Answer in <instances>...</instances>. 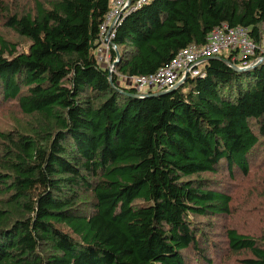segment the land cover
Wrapping results in <instances>:
<instances>
[{
	"label": "trees",
	"instance_id": "16d2710c",
	"mask_svg": "<svg viewBox=\"0 0 264 264\" xmlns=\"http://www.w3.org/2000/svg\"><path fill=\"white\" fill-rule=\"evenodd\" d=\"M110 1L0 0V264H264V62L126 85L222 23L259 43L264 0H148L112 73L93 53Z\"/></svg>",
	"mask_w": 264,
	"mask_h": 264
},
{
	"label": "built area",
	"instance_id": "2783aa9c",
	"mask_svg": "<svg viewBox=\"0 0 264 264\" xmlns=\"http://www.w3.org/2000/svg\"><path fill=\"white\" fill-rule=\"evenodd\" d=\"M148 0H111L109 9L99 25L98 41L95 46V58L109 73L113 72L116 57L115 45L111 42L115 27L121 17L138 8ZM260 42L256 43L242 26H227L225 23L212 28L202 45L188 44L154 72L129 76L126 85L131 86L137 95L148 91L157 92L173 88L185 78L202 76L201 64L212 57L230 54V61L238 60L237 67H247L253 63L264 62V23L261 24ZM225 59V58H224ZM227 60V59H226ZM232 63V62H231ZM118 80V79H117Z\"/></svg>",
	"mask_w": 264,
	"mask_h": 264
},
{
	"label": "rangeland",
	"instance_id": "374dc122",
	"mask_svg": "<svg viewBox=\"0 0 264 264\" xmlns=\"http://www.w3.org/2000/svg\"><path fill=\"white\" fill-rule=\"evenodd\" d=\"M5 36L6 37H8V36H10V34H5ZM16 49L17 50H26V44L25 43H21V44H19V45H17L16 46ZM95 52V50H93V53ZM121 84H125V83H121ZM0 108H1V106H0ZM10 113H8V111L7 112H3V113H0V128H2V127H4L5 126V124H6V122L8 121V120H10ZM247 198H249V201L252 199V195H249ZM239 199V196L237 195V197H235V200L237 201ZM244 198L241 200V203H240V205L241 206H243L244 205ZM220 221L218 220V223H219ZM224 225V224H223ZM219 229H220V227L219 226H217L216 227V230L217 231H219ZM215 238H217V239H220L221 237H215ZM224 264H231L230 263V261L228 260V259H225V262H224Z\"/></svg>",
	"mask_w": 264,
	"mask_h": 264
},
{
	"label": "water",
	"instance_id": "95a60500",
	"mask_svg": "<svg viewBox=\"0 0 264 264\" xmlns=\"http://www.w3.org/2000/svg\"><path fill=\"white\" fill-rule=\"evenodd\" d=\"M223 62H225L227 65L233 67V68L236 69V70H243V69H246V68H248V67H251V66L256 65V64L259 63V62H257V63H253V64H251V65H248L247 67H237V66H235L233 63L229 62V61L226 60V59H223ZM180 83H181V82H178L174 87L179 86ZM174 87H173V88H174ZM165 91H167V90H160V91H157V92H153V93H151V94H153V95H155V94H160V93H163V92H165ZM136 95H137V94H136ZM144 95H146V93H145V94H142V95H137V96L140 97V96H144Z\"/></svg>",
	"mask_w": 264,
	"mask_h": 264
}]
</instances>
